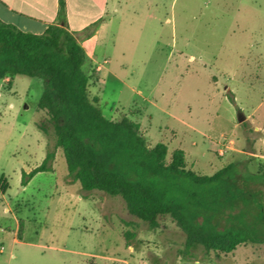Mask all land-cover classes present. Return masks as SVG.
Returning a JSON list of instances; mask_svg holds the SVG:
<instances>
[{"label": "rangeland", "instance_id": "1", "mask_svg": "<svg viewBox=\"0 0 264 264\" xmlns=\"http://www.w3.org/2000/svg\"><path fill=\"white\" fill-rule=\"evenodd\" d=\"M126 1L87 65L104 115L137 121L150 146L167 144L169 158L183 149L188 168L203 174L233 161L264 168V0H167L154 21ZM10 81L0 80V177L9 184L0 189V264H264V243L187 254L170 217L152 229L121 196L84 190L38 108L45 80ZM53 150V171L23 186V170ZM20 221L24 240L16 242Z\"/></svg>", "mask_w": 264, "mask_h": 264}, {"label": "trees", "instance_id": "2", "mask_svg": "<svg viewBox=\"0 0 264 264\" xmlns=\"http://www.w3.org/2000/svg\"><path fill=\"white\" fill-rule=\"evenodd\" d=\"M64 11L60 0L61 18ZM90 60L65 24L37 34L0 19V80L15 75L45 80L38 108L48 115L68 174L84 190L121 196L128 211L152 229L160 227L161 217H170L185 234L187 254L199 246L230 253L241 244H263L264 168L252 171L246 162L233 161L208 175L188 168L183 149L169 158L167 144L150 146L137 121L104 115L90 95ZM39 127L49 133L46 125ZM55 156V150L48 151L40 165L23 170L22 185L40 172L53 171ZM8 188L1 175V191ZM23 227L20 221L19 239ZM124 236L132 246L136 233L128 230Z\"/></svg>", "mask_w": 264, "mask_h": 264}, {"label": "crops", "instance_id": "3", "mask_svg": "<svg viewBox=\"0 0 264 264\" xmlns=\"http://www.w3.org/2000/svg\"><path fill=\"white\" fill-rule=\"evenodd\" d=\"M64 2L65 11L61 18L60 0H0V19L25 32L37 34L43 33L52 24H65L86 49L90 59L96 63V53L102 47L104 35L119 20V14L127 1L64 0ZM166 2L167 0H137L136 5L140 9H135L134 12L143 13L148 21H154L157 17L160 19L159 11L162 6L165 8ZM99 68H102L101 65ZM5 80L12 81V78L2 79ZM2 228L7 230V227ZM18 232L19 225L16 234ZM14 240L16 242L24 240V235L22 239L17 237Z\"/></svg>", "mask_w": 264, "mask_h": 264}, {"label": "water", "instance_id": "4", "mask_svg": "<svg viewBox=\"0 0 264 264\" xmlns=\"http://www.w3.org/2000/svg\"><path fill=\"white\" fill-rule=\"evenodd\" d=\"M241 121L243 120V118L240 119Z\"/></svg>", "mask_w": 264, "mask_h": 264}, {"label": "built area", "instance_id": "5", "mask_svg": "<svg viewBox=\"0 0 264 264\" xmlns=\"http://www.w3.org/2000/svg\"><path fill=\"white\" fill-rule=\"evenodd\" d=\"M4 229V228H3ZM5 230V229H4Z\"/></svg>", "mask_w": 264, "mask_h": 264}]
</instances>
